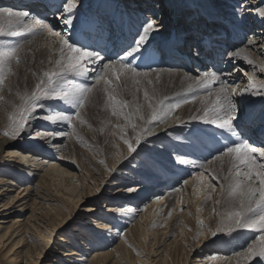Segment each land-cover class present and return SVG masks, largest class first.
<instances>
[{"label": "bare ground", "instance_id": "bare-ground-1", "mask_svg": "<svg viewBox=\"0 0 264 264\" xmlns=\"http://www.w3.org/2000/svg\"><path fill=\"white\" fill-rule=\"evenodd\" d=\"M161 1V5L155 8L156 5H154L155 3L153 0H79L77 15L74 17L72 26L63 24L60 19V12L62 10L58 13L51 14L52 16L50 17H46L38 6L29 8H31V11L37 16L45 18L44 22L49 24L53 31L60 33L62 36L71 37L73 29L81 27L84 21L93 18L95 14H100L112 23H116L117 20L122 18L123 14H127L130 21L139 25V28H142L140 24L141 19L145 20L155 17L157 21H160L158 23L159 25H161L164 20L163 24L166 25V30H170V32L165 34V32L161 33L159 30L158 32L151 33L145 47L155 46L159 43H168L170 42L172 34L184 32L187 38L183 51L184 54L190 53L189 55L193 59H198L199 56V58H201L203 55L201 49L195 51L198 45V37L204 34L202 32H204L206 28V33H208L209 30L215 32L217 29L221 28L213 24L219 20L215 17L214 12H220L222 15L229 13L231 17L230 20L237 23L245 33L242 34V32H238L237 28H235L236 33H234V35L236 39L240 37V39L244 41L240 47L245 49V54L254 61V65H249L242 58L232 57L230 55L231 52L240 48H230L228 46L229 48L226 50L222 62L224 67L223 70L216 72L210 68V65H204L202 61H197L202 67H207L206 72H198L197 68H195L193 71L189 72L191 75L188 76L187 73H184L187 71L184 68H178L177 70H170V68H167L162 71H155V69L139 70L137 53L134 58L129 59L132 61L133 66L136 67L137 72L141 73V75L133 78L131 74H129L127 77H123L119 82L113 81V87L117 89L118 98L128 102V107L124 109V111L131 117L132 123L137 125L135 130L128 125L123 117L112 116L110 103L103 91L105 85L103 81L97 85L94 79L96 75L100 74L103 64L111 60L106 58L108 54L103 55L100 53L104 57L103 61L98 62L96 65H90L89 74L86 77L69 78L70 86H94L93 92L89 94V100L86 102L85 108L81 109V118L85 121L84 124L76 121L74 116V128L71 127V129L67 131L66 128H69V125L65 124L66 122H54L45 118L48 115L51 116L50 111H47L49 110L48 106L50 105V108H54L55 113L63 111L66 115L71 114V116L75 115V113L73 114L75 108L69 104L66 105L72 107L66 108L63 104L61 106L58 105L59 107L56 108L54 107L56 102L54 103L49 99L39 101L24 131L18 136V138L20 137V141L18 142L19 145H17V151L20 152L19 156L21 160L17 161V166L9 165V173L5 172L7 176L11 175V181L15 183L11 182L10 179L6 180L5 178H0V185H3L5 182L4 185L7 187L6 189L0 187V249L4 248L3 253L0 254V258L2 256L3 258L7 256L10 262L9 264H40L43 258L42 254L49 248L53 239V235H51L50 232L52 234L58 233L66 227L69 216H66L65 219L59 222L57 221L58 217L61 216L60 207L62 208V206H60V201L50 192L48 184L50 171L56 172L57 166H54L51 160H47L48 162H46L45 159L57 156L58 158H56V160H64L63 162H67V164L69 163L68 166H71L69 160H74L78 157L81 159L83 158L81 163L84 162L85 164H89L84 157L78 155L74 156L73 149L75 147L80 149V146L86 147L87 142L84 144L82 137L88 136L87 134L90 131V127L87 125L88 122L94 123L95 121L105 125L106 128L102 133L100 132V141L98 140L92 145L88 141L91 148L85 149L92 153L93 157L95 156L91 164L95 165L96 169L89 170L88 168H90V165L82 167L81 169L80 166H78L79 169L75 167V173L78 175L81 173L83 176L81 175L79 177L77 175L73 180L75 186L71 184V187L74 186V188L77 189V193L72 198V201L77 199L76 206H78V203L84 198L83 194L87 189L86 187L84 190V182L87 180L84 177H88V179L96 183L99 181L101 186L112 189L111 193H114V191L116 194L125 192V196H129H118L120 197L119 199L106 202L109 204H111L110 202L112 201L122 203L121 205L108 207L107 213H109L110 218L106 216L103 217L101 213L97 214V216L103 218L105 222L96 221L95 226L88 228L97 230L101 234H94L89 229L81 228L83 233L82 231L77 232V236L75 237L69 236L67 237L69 239H67L59 236L57 241L60 242L61 245H65L63 248L67 249L71 245L76 247H72L74 249H68L60 253L59 256H61V258L59 257L55 264H175L172 258H177L176 260L178 261L181 257L183 258L181 260L182 262L178 263L186 264L189 260L188 256L190 253L197 248L193 246L190 239H192L196 231H199L196 229L201 227L199 224L201 220H199V218L202 219L208 215L209 204H212V200L205 201L204 199V185L209 182V174L218 176L220 182L227 185L229 181L224 180V177L228 175L227 170L231 164L229 157H227L225 161L222 160L224 157L216 158L219 156V152L213 144V141H218L220 139L221 134L227 136H231V134L216 128L213 124L205 123L203 120L192 119L193 116H202L203 110L211 106V102L214 100L220 86L219 83H217L210 89H202L199 87L198 81L203 79L204 73L216 74L220 76L222 81L230 86L229 90L231 87L237 86L239 88H245L248 85L249 75L256 78L257 85L264 82V71H261L259 67V65L264 64V36L262 35V32H264V23L258 22L261 18H258L255 14L257 4L248 5L250 4L248 3L249 0H228L226 3H229V5H224L225 0ZM5 3H8V1H5ZM240 3L244 5L240 6ZM7 5L8 4H5L6 7H9ZM216 5L221 6L220 9H218ZM240 7L242 9L244 8V10L241 11ZM182 13L187 14L189 17L191 16V20L189 22L186 21L188 18L184 20ZM203 13L212 16L213 21L210 24H208L207 20L202 18ZM138 14H141L139 18L137 17ZM142 14H144V16H142ZM165 14L169 16L171 21L165 20ZM247 14H253V16L249 17ZM253 17L257 19L254 23H252ZM248 35H253V39ZM254 38L257 39L256 42H254ZM12 40L22 43L23 48L19 51L21 57L20 64L13 62L11 65L14 74L9 75L5 79L3 85H0V97H3V99H0V119L3 120H0V131H2L7 124L12 126L9 115L16 114L15 110L21 103L19 96L23 95L25 92L30 94L35 84L38 82V78L42 74V71L52 67V65L48 63L49 57L51 56L55 59L59 56L58 51H55L59 47V37L50 36L46 30L36 35L14 37ZM249 40L253 41V43L249 44ZM192 47L194 48L193 50H191ZM192 67H196L195 62L192 63ZM33 72L36 73V76L32 75ZM144 73H148V76L145 77L143 75ZM245 73L247 74L245 75ZM136 80H139L140 83L137 84ZM148 80H152V84H148ZM134 89L138 91V96L134 97ZM149 89L153 90L150 92ZM145 90L149 92L150 96L153 94L155 95L153 103L170 97L169 101L174 104L180 102V107L176 108L170 116L161 113L163 121L161 122L158 120L154 122L150 126L151 133L143 134L141 143L136 145V134L143 127V122L140 121L139 117L136 115V109L139 107L140 114L145 117L149 114V109L147 108L148 102L144 99ZM253 91L259 94L253 95L252 93L246 92L243 96L237 95L234 97V101L238 102V107L242 108L243 113L248 116V119H242L240 120L241 122H237L239 125L237 128L239 132L237 134H243H240L239 139L248 138L253 146L261 147V142L256 136L257 128H261L264 124V96L261 97V95L264 94V88L257 87ZM165 104V107H170L172 105L169 103ZM82 112L86 113V117L82 116ZM52 114H54V112ZM247 121L251 122L252 126H245L248 125ZM79 124L81 126L80 129L78 128ZM62 125L65 126V128H63ZM116 125H119V127H116ZM243 125L245 126L243 128L244 132L241 131ZM34 129H38L36 133H39V135L30 136V133H32ZM121 129H123V131H121ZM262 133H264V131ZM246 134L249 136H245ZM121 136H123L124 139H128L137 151L130 153L127 145L123 143ZM172 137L177 138L176 141L171 139ZM63 140H65V142ZM6 142L7 141L3 139V137H0V147L5 146ZM256 143L259 145L257 146ZM221 145L223 146L225 144ZM87 146L89 145L87 144ZM157 146L160 147V149L163 147L169 156L170 154L179 153L181 157L176 155L178 159L169 163V157L163 152L159 153L156 150ZM96 147L97 150H100L98 157L94 154V149H96ZM18 152L15 151L14 153L16 154ZM257 158L258 160L260 159L259 157ZM207 159H210V161L205 162ZM218 160L220 162L216 165ZM45 162L46 165L50 162L47 170L42 174L38 182L30 187V183L33 184V178H36L30 171V168L33 165L37 168L40 166L45 167L46 165H42ZM261 162H264V160H261ZM106 168L108 169L107 173ZM81 170L86 171L88 176ZM185 170L192 174V177L186 180L187 183L171 175L174 174V172L181 175ZM170 171L174 172L170 173ZM196 171H199V173H195ZM63 173L64 172L61 170L60 174ZM201 173H204L206 177L203 183L199 179ZM104 177L108 179L109 183L106 184L103 181L105 180ZM123 182L129 183V185H123ZM214 182L215 181L212 183ZM214 184L217 185V191L212 193V196L214 195V197H217L220 195L221 197L219 183L215 182ZM19 185H21V187H19ZM172 185L174 187L173 190L167 192L162 191L163 193L161 194L164 195V197L161 195L155 202L146 204V198L149 193H154L158 196L159 190L163 189L165 186L171 188ZM13 186L19 188L21 192H17L18 196L10 197L8 193L10 191L7 190L8 187L12 188ZM89 186H91V188L94 187V185L90 184ZM126 188L127 190H124ZM129 188L133 189V191L129 192ZM197 189H200L199 193H197ZM22 193H24L23 197L20 196ZM30 196H32L31 204L36 205V199H38L41 202L38 203V206H45L49 211H41L39 213L36 212L38 209L34 212L30 211L33 214L31 217L34 218L32 227L29 226L28 219L21 225L19 224L21 220L16 219V221L13 220L11 222L9 219L16 214L15 205L21 202V200L25 201L26 204L25 202H23L25 205L23 203L20 204L19 212L21 213L25 210H29L28 202L30 198L28 197ZM19 198L21 199L19 200ZM69 198H71V195ZM76 206L74 209H76ZM68 212H70V210ZM169 212H171V215H169ZM112 216L121 217L120 219L122 220L118 218V220H114L111 218ZM121 224L125 225L124 229H122L121 233L116 237L115 234L117 233V229L121 228ZM15 225H17V227ZM22 225L23 227L21 230H13L14 228H20ZM110 225L113 226L110 227ZM204 226L206 227V225ZM159 227H163L161 230L165 232L168 231V233L164 234H167L168 238H172V241L167 245V250L165 251L163 259L152 260L149 256L142 257L138 254V251L133 255L131 261L126 263L123 262L125 257L130 256L137 245L143 246V242H145L146 235L149 234V232L153 233L156 231V228ZM110 228L112 231L108 232ZM151 229L153 230L151 231ZM244 230L248 232L242 235L240 240L235 239V242L230 246L229 258L225 256L228 254L224 253L225 251L222 249H219L221 254H217L216 247L213 246L211 248L213 251H209L210 254L206 253L205 259L207 261L203 264H236L237 257L235 256V252H240L247 247H239V242L245 241L248 236V243H250V240H252L255 235L250 230L242 229L234 232L231 237H233V235L236 237L242 232L245 233L246 231ZM19 232L22 233L19 234ZM79 237H83V240L86 238L85 243L87 244L85 245V250L90 254L82 255V251H80V243L82 240H79ZM142 237H144L143 241ZM227 238H225V240ZM71 240H73V242H71ZM155 243L156 241L152 242L153 245H151V250ZM196 244H198V242ZM218 248L219 247H217V249ZM142 251L143 250H141V252ZM77 253H79V255ZM213 256L216 258L210 259V257ZM72 257L75 258L72 259ZM50 258L52 257L48 256L45 258L46 264H52L48 261ZM142 258L144 261H142ZM153 258H156V256ZM60 259L63 260V262ZM128 259L130 258L128 257ZM256 259L258 260V258ZM259 263L264 264V261H260Z\"/></svg>", "mask_w": 264, "mask_h": 264}, {"label": "snow or ice", "instance_id": "snow-or-ice-1", "mask_svg": "<svg viewBox=\"0 0 264 264\" xmlns=\"http://www.w3.org/2000/svg\"><path fill=\"white\" fill-rule=\"evenodd\" d=\"M261 5H264V0H260V4L256 6L255 14L261 18V23H264V6ZM78 6L79 0H60V4L56 5L58 9L62 8L60 19L64 25H73ZM24 7L28 10L0 7V85H3L9 75L14 74L11 68L12 63L20 64L21 62L19 51L23 48V44L14 42L10 38L36 35L46 30L50 36L59 37V47L55 50L58 51L59 56L55 59L50 56L48 63L52 67L42 71L30 94L25 92L19 96L21 103L15 110L16 114L9 115V119L12 121V132L11 134L9 132L4 133L5 136H11L13 139L20 136L24 131L38 102L43 99L64 101L72 105L75 108V120L84 124L85 121L81 118V109L85 108L86 102L89 100V93L93 92L94 86H70L69 78L86 77L89 74V66L96 65L104 59L99 51L90 50L87 45L81 44L79 40H73L71 36H62L53 31L49 24L44 22L45 18H38L31 11V8L27 5ZM158 31L159 24L155 17L146 19L142 24V29L138 30L137 36L123 50L122 54L116 59L104 63L100 74L94 77L97 85L101 81L105 85L103 91L110 103L112 116L123 117L134 130L137 125L132 123L131 117L124 111L128 107V102L118 98L117 89L113 87V81L119 82L129 74L133 78L141 75L129 58H134L137 53H141L150 34ZM252 43L253 41H249V44ZM230 55L235 58H242L249 65H254V61L245 54L244 48L235 50ZM259 67L261 71H264V64L259 65ZM32 75L36 76V73L33 72ZM143 75L147 77L148 73ZM147 82L152 84V80ZM136 83L139 84L140 81L136 80ZM217 83L220 86L211 106L203 110L202 116H193L192 119L203 120L205 123L213 124L216 128L231 134V136H236L239 127L237 122L248 119V116L243 113L242 108L238 107V102L234 101V97L243 96L246 92L253 95L259 94L253 90L257 87L264 88V82L257 85L256 78L249 75L248 85L245 88L237 86L231 87L229 90L230 86L216 74L204 73L203 79L198 81L199 87L202 89H210ZM144 99L148 102L149 114L145 117L140 114L139 107L136 109V115L143 122V127L135 137L136 145L141 143L143 134L151 133L150 126L154 122L163 121L161 113L170 116L176 108L180 107V102L172 104L170 107H165L163 100L153 103L155 95L150 96L147 90L144 91ZM45 118L54 122H67L69 127L74 128L73 117L66 115L63 111ZM121 139L127 145L130 153L137 151L128 139H124L123 136ZM218 152L219 156L216 158L229 157L231 164L227 170L228 175L224 177V180L229 181L227 185L221 183L218 176L211 174H209V182L204 185L205 201L213 200L212 193L217 191L216 184L212 182L215 181L220 185L221 198L214 200V207L212 208V212L218 217V224L211 235L215 237L218 233H225L229 239L225 240L224 243L230 244L231 235L234 232L242 229L252 231L255 234L254 239L247 244L246 249L235 252L236 264H259L260 261H264V162H261L264 160V146H253L248 138H243L238 142L233 140L223 145ZM257 157L260 159L258 160ZM199 179L203 183L206 179L204 173L200 174ZM128 191L131 192L133 189L129 188ZM199 191L200 189H197V193ZM221 206L226 210L219 211ZM199 224L203 227V221H199ZM215 258L214 256L210 257V259Z\"/></svg>", "mask_w": 264, "mask_h": 264}, {"label": "rangeland", "instance_id": "rangeland-1", "mask_svg": "<svg viewBox=\"0 0 264 264\" xmlns=\"http://www.w3.org/2000/svg\"><path fill=\"white\" fill-rule=\"evenodd\" d=\"M154 1V5H156V7L155 8H157L158 6H160L161 5V3H162V1L161 0H153ZM217 1H219V0H217ZM226 1H228V0H225V2H224V5L226 4H228L229 5V3H226ZM250 1V2H249ZM248 1V3H250V4H248V5H254V4H260V0H249ZM252 3V4H251ZM240 6H242V5H244V4H242V3H240L239 4ZM261 6H264V5H261ZM240 10L241 11H243L244 10V8L242 9L241 7H240ZM185 13V12H184ZM183 14V13H182ZM242 14H243V12H242ZM170 15V14H169ZM183 16H184V20H186L187 18H188V20H186V21H190L191 20V16L189 17L187 14H183ZM182 16V17H183ZM247 16H249V17H252L253 16V14H251V15H248L247 14ZM246 16V17H247ZM48 17H50V16H48ZM164 18H165V20H170L169 19V16L168 15H164ZM259 18V17H258ZM190 19V20H189ZM255 19V20H254ZM257 19L255 18V17H253V19H252V23H254L255 21H256ZM171 21V20H170ZM158 23L160 22V21H157ZM258 22H261V19H259L258 20ZM163 23H164V20H163ZM161 24V25H159V30L160 31H166V25H164V24ZM163 25V26H162ZM164 27V28H163ZM256 30V29H255ZM253 32V31H252ZM255 32V31H254ZM253 34V33H252ZM262 35L264 36V32H262ZM248 36H251V35H248ZM247 36V37H248ZM253 36V35H252ZM252 36H251V39H253L252 38ZM255 36V35H254ZM264 38V37H263ZM12 39V38H11ZM250 39V40H251ZM249 40V41H250ZM256 38H254V42H256ZM247 41V40H246ZM242 46V45H241ZM239 48H241V47H239ZM247 51V50H246ZM255 59V58H254ZM257 59H258V57H257ZM158 69H160V70H158ZM162 70H165L164 68H157V69H155V71H162ZM240 72H242L241 70H239ZM239 71H238V74H239ZM201 72H206V70L204 69L203 71H201ZM184 73H187V75L189 76V75H191L189 72H184ZM247 73H245V75H246ZM187 77V76H186ZM153 89H149V91L151 92ZM89 94H91V93H89ZM133 95H134V97L135 96H138L139 95V93H138V91L137 90H133ZM262 96H264V94H262L261 95V97ZM170 98V97H169ZM169 98H166V99H164L163 101H164V104L165 103H169V104H174V103H172V102H170L169 101ZM45 100H47V99H45ZM49 100H51V99H49ZM44 101V100H43ZM52 102H56L55 103V105H54V107H56V108H58L59 106L58 105H63V106H66V108H69V107H72V106H67L68 104L67 103H65L64 101H58V100H51ZM67 104V105H66ZM166 105V104H165ZM51 106L49 105L48 106V109L49 110H47V111H50V113H51V115H54V114H56L55 113V109L54 108H50ZM51 109V110H50ZM52 110H54V111H52ZM54 112V114H52ZM60 112V111H59ZM49 113V114H50ZM65 113V112H64ZM75 112H73V114H74ZM66 114V113H65ZM71 115V114H70ZM48 116H50V115H48ZM75 115H72V117H74ZM82 116H84V117H86V113H84V112H82ZM1 121H3L2 119H0ZM241 122V121H240ZM65 124H68L67 122L65 123ZM240 124V123H239ZM90 128V131H89V133L87 134L88 136H84V137H82V140H83V143L84 144H86V142H87V144L90 146V143H91V145L93 144V143H96L98 140H99V137H100V134L102 133V131H104L106 128H105V125H103V124H101V123H97L96 121L93 123H90V122H88V124H87ZM206 125H209V124H206ZM63 126V125H62ZM66 127H68V126H66ZM63 128H65V126H63ZM78 128L80 129L81 128V126H80V124L78 125ZM67 129V131H69L70 129H71V127H69V128H66ZM37 130L38 129H34L33 131H32V133H30V136H35V135H37L38 133H36L37 132ZM5 132H9L10 134H11V132H12V126H10V124H7V126H5L4 127V129L2 130V131H0V137H3V139H5L7 142H6V144H5V146H3V147H0V178H5L6 180L8 179H10V181H11V175L10 176H7L6 174H5V172H8V166L9 165H12V166H17V161H20L21 160V158H20V156H19V154H20V152H18L17 150V145H19V138L18 137H16L15 139H13V138H11V136H5L4 135V133ZM92 132V133H91ZM101 132V133H100ZM87 137V138H86ZM175 137H177V136H175ZM175 137H172L171 139H174V141H176V139L177 138H175ZM90 138V139H89ZM64 142H65V140H63ZM90 143H89V142ZM100 141V140H99ZM87 144H86V147L85 146H80V149L78 148V147H75L74 149H73V151H74V156L75 155H78V156H82V157H84V159L87 161V162H89V164H85L84 162H82L81 163V161H82V159L81 158H78V157H76L74 160L72 159V160H69V159H67V160H69L70 161V165L71 166H68V164H67V162H63L64 160H56V158H58L57 156H53V157H50V158H46L45 159V161L46 162H48L47 160H51V163H53V165L54 166H57V171L56 172H54V171H50V177L48 178V184H49V188H50V192L52 193V195L53 196H55L56 197V199H58L59 201H60V206H62V208L59 206V204H58V206L60 207V210H61V213H60V217H58V219H57V221L59 222V221H61L62 219H65V217L66 216H69V221H68V223H67V225H66V227L61 231V232H58V233H51L50 231V234L51 235H53L52 236V242H51V244L49 245V248L47 249V250H45L44 251V253L42 254V259H41V262H40V264H46V262H45V258L46 257H48V256H50V257H52V258H50V260H48L49 262H51L52 264H55L56 263V261H57V259H59V257L61 258V256H59L60 255V253H62V252H65V250H68V249H74L75 247L74 246H69L67 249H65V248H63V246H65V245H61V243L60 242H58L57 241V239H58V237L59 236H61L62 238H67V237H69V236H71V237H75V236H77V232H80V231H82V233H83V230L81 229V228H84V229H89V230H91V232H93L94 234H101L100 232H98L97 230H92V228H88V227H91V226H95V222L96 221H99V222H105V221H103V218H101L100 216H97V214L98 213H101L102 214V216L103 217H108V218H110L109 217V213H107V209H108V207L109 206H114V205H121L122 203H120V202H113V201H115V200H117V199H119L120 197H127V196H129V195H126L125 196V192L124 193H120V194H116L115 193V191H114V193H111V191H112V189H107V188H105L104 186H101V184H100V182L98 181V183H96L95 181H92V180H90V179H88V177H84L85 179H87L85 182H84V190H85V188L87 187V189H86V191L84 192V198L81 200V202H79L78 203V206H76V202L78 201L77 199H75V200H73L72 201V198L76 195V193H77V189H75L74 188V186H75V184L73 183V180L75 179V177L78 175L77 173H75L76 172V168H78L79 169V167L78 166H80V169L82 168V167H85V166H88V165H90V168H88L89 170H95L96 169V166L95 165H92L91 163H93V158L95 157H93V154L92 153H90V152H88V151H86L88 148H91V146L89 147V146H87ZM86 149V150H85ZM156 150L160 153V152H163V153H165L166 154V156H168L169 158V163H171V162H174V161H176V159H178L177 157H176V155L177 156H180V154L179 153H174V154H170V156L169 155H167V152L165 151V149L163 148V147H161V149H160V147H158L157 146V148H156ZM160 150V151H159ZM18 152V153H14V152ZM94 151H95V155H96V157H98V155H99V153H100V150L98 149L97 150V147H96V149H94ZM154 153V152H153ZM165 154H162V155H165ZM152 155H154V154H152ZM156 155V154H155ZM16 157V158H15ZM176 157V158H175ZM181 157V156H180ZM164 158H166V157H164ZM71 159V158H70ZM225 159H227V157H224V158H222V160L223 161H225ZM177 161H179V160H177ZM205 161V160H204ZM210 161V159H207L205 162H209ZM42 162V161H41ZM40 162V163H41ZM46 162L44 163V164H42V165H46ZM219 160L217 161V164L216 165H218L219 164ZM16 163V164H15ZM38 164V163H37ZM48 164H50V162L48 163ZM48 164L44 167V166H40V167H42V168H40V167H35L34 165L30 168V171L32 172V174H34L35 176H36V178L34 177L33 178V184H31L30 183V187L31 186H33V185H35L37 182H38V180L40 179V177L42 176V174L47 170V168H48ZM76 167V168H75ZM189 167H193V166H189ZM60 169V170H59ZM61 170L64 172V173H66V174H60V172H61ZM88 170V171H89ZM187 170V169H186ZM186 170L185 171H183V173L181 174V175H179V174H177V173H175L174 171H170V173H173L174 172V174H171V175H173L172 177H174V178H180L179 180H182L183 182H185L186 180H188L189 178H191L192 176V174H190V172H186ZM84 174H86L87 176H88V173L86 172V171H83V170H81ZM107 171H108V169L106 168V173H107ZM9 173V172H8ZM195 173H199V171H196ZM13 174V173H12ZM82 174L80 173L78 176L80 177ZM18 176H21V175H18ZM83 176V175H82ZM98 178V177H97ZM184 178V179H183ZM104 179L105 180H103L106 184L107 183H109V181H108V179L106 178V177H104ZM11 182H14V181H11ZM15 183V182H14ZM124 184L123 185H129V183H127V182H123ZM215 183V182H214ZM4 184H5V182H4ZM0 185V187L1 188H3V189H6L7 187H5L6 185ZM71 184H73L74 186L73 187H71ZM89 184L90 185H94V187H92L91 188V186H89ZM127 185V186H128ZM217 186V185H216ZM19 187H21V185H19ZM102 187V188H101ZM22 188H24V187H22ZM72 188H73V190H72ZM173 185H172V187L171 188H167L166 186L163 188V189H161V190H159V195L158 196H156L154 193H149L148 195H147V198H146V204H151V203H153V202H155V200L159 197V196H161L162 194L161 193H163L164 191H170V190H173ZM2 190V189H1ZM117 190V189H116ZM124 190H127V188L126 189H124ZM175 190V189H174ZM7 191H10V192H8L9 193V195H10V197H13V196H18L17 195V192H21V190H19V188H16V186L14 187H8V190ZM12 191V192H11ZM163 191V192H162ZM16 194V195H15ZM23 194L24 193H22L20 196L21 197H23ZM124 194V195H123ZM157 194V193H156ZM25 195H26V193H25ZM70 195H71V198H69L70 197ZM122 195V196H121ZM118 196H120V197H118ZM162 197H164V195H162ZM28 198H30V200H29V202H28V209L29 210H25L24 212H19L20 211V204H22L23 202H25V201H22L21 200V202H19V203H17L16 205H15V207H16V214H14L13 216H11V218L9 219L11 222L14 220V221H16V219L17 220H21L20 222H19V224L21 225V224H24V222L27 220L28 222H29V226H31L32 227V224L34 223L33 222V220H34V218L33 217H31V216H33V214L30 212V211H32V212H34L36 209H38V210H36V212L37 213H39V212H41V211H47L48 210V208L47 207H45V206H38V203H41L40 202V200H38V199H36V205L34 204H31L32 203V196H30V197H28ZM155 198V199H154ZM218 198H221L220 197V195L219 196H217V197H214V195H213V200L211 201L212 202V204L210 205L209 204V212H208V215L204 218H199V220H201V221H203V226L204 225H206V227L204 226V227H200V228H198V229H196V230H199V231H196V233H194V236H192V239H190L191 240V242H192V244H193V246L194 247H197L192 253H190V255L188 256V262L186 263V264H203V263H206V259H205V257H206V253H209L210 254V252H212L213 250H211V248L214 246V247H216V250H217V254H221V251L219 250V249H222L223 251H225L224 253H227L228 255H225V256H228V258L230 257V255H229V249H230V246H232V244L235 242V239L236 240H240L241 238H242V235H245L248 231H246V230H244V231H246L245 233H240V235H237L236 237H235V235H233V237H231V245L230 244H225L224 243V241H225V238H227L226 240H228L229 239V236L228 235H226L225 233H224V235H223V233H218L217 234V236H215V237H213L212 235H211V232L212 231H215L216 230V228H217V224H218V217L216 216V215H214L213 214V212H212V208L214 207V200L215 199H218ZM21 198H19V200H20ZM111 200H113L112 202H110L111 204H109V203H106V202H108V201H111ZM24 204V203H23ZM25 204H26V202H25ZM24 204V205H25ZM56 204V203H55ZM170 204H171V201H170ZM23 205V206H24ZM64 205V206H63ZM76 206V209H74V207ZM211 206V207H210ZM18 207V208H17ZM41 207V208H40ZM70 210V212H68ZM219 210V209H218ZM226 209L225 208H223V206H221L220 207V210L219 211H221V212H223V211H225ZM49 211V210H48ZM23 215V216H22ZM216 216V217H215ZM112 219H114V220H118V219H120V218H118V217H115V216H112L111 217ZM118 218V219H117ZM208 220H207V219ZM209 218H211V219H209ZM102 219V220H101ZM152 219V218H151ZM120 220H122V219H120ZM31 221V222H30ZM209 221V222H208ZM211 222V223H210ZM117 223V222H116ZM19 224H17V225H19ZM90 224V225H89ZM118 224V223H117ZM17 225H15L16 227H17ZM89 225V226H88ZM25 226V225H24ZM80 226V227H79ZM111 226H113V225H110V227ZM124 224H121V228L120 229H117V233L115 234V236L117 237L120 233H121V231H122V229H124ZM169 226V225H168ZM23 227V225L22 226H20V228L18 227V228H14L13 230H16V231H18V230H21V228ZM114 227H115V222H114ZM163 227H159V228H156V231H154L153 233H150L149 232V234H147L146 235V240H145V242H143V246H141V245H137L136 247H135V249L131 252V254H130V256H126L125 257V261L123 260V262H129V261H131L132 260V258H133V255L135 254V253H137L138 251V254L140 255V256H142V257H145V256H149L150 258H152V260L153 259H155V260H161V259H163L164 258V256H165V251L167 250V245L172 241V238H168L167 237V234H164V233H168V231H163V230H161ZM202 228V229H201ZM34 229V228H33ZM80 229V230H79ZM35 230V229H34ZM153 229H151V231H152ZM109 231H112L111 230V228L108 230V232ZM23 232V231H22ZM22 232H19V234L20 233H22ZM63 232V233H62ZM161 234H164V235H161ZM223 235V236H222ZM149 236V237H148ZM222 236V237H221ZM221 238V239H220ZM67 239H69V238H67ZM143 239H144V237H142V241H143ZM219 239V240H218ZM254 239V238H253ZM79 240H82L81 241V243H82V245H81V243H80V251H82V255L83 254H90V253H88V251H86L85 250V248H86V244L87 243H85L86 242V238L83 240V237H79ZM202 240V241H201ZM153 241H156V243L154 244V246L152 247V250H151V245H153L152 244V242ZM222 241V242H221ZM252 240H250V242H251ZM41 242V241H40ZM71 242H73V240H71ZM194 242V243H193ZM198 242V244H196ZM240 244L238 245L239 247H241V246H247V244L246 243H248V236H247V238H246V240L245 241H240L239 242ZM43 244V243H42ZM48 244V243H47ZM74 245H75V241H74ZM77 245V244H76ZM60 247V248H59ZM72 247H74V248H72ZM217 247H219L218 249H217ZM243 247H241V248H243ZM149 248V249H148ZM203 248V249H202ZM4 249V248H3ZM3 249H0L1 250V253L0 254H2L3 253ZM143 250L142 252H141V250ZM201 249V250H200ZM235 249H236V247H235ZM234 249V250H235ZM215 250V251H216ZM151 251V252H150ZM210 251V252H209ZM91 252V251H90ZM154 252H156V253H154ZM78 255H79V253H77ZM149 254V255H148ZM158 254V255H157ZM205 254V255H204ZM80 255H81V253H80ZM58 256V257H57ZM156 256V258H153V257H155ZM128 257L130 258V259H128ZM75 257H72V259H74ZM203 258V259H202ZM177 258H172V260H173V262H175V264H179L180 262H182L181 260L183 259L182 257H181V259L180 260H176ZM61 260V259H60ZM201 260V261H200ZM205 260V261H204ZM62 262H63V260H61ZM142 261H144V259L142 258ZM159 262V261H158ZM179 262V263H178ZM10 262H9V260H8V258H7V256H4V258H3V256L0 258V264H9ZM120 264H122V263H120ZM156 264H158V263H156ZM259 264H261V263H259Z\"/></svg>", "mask_w": 264, "mask_h": 264}]
</instances>
